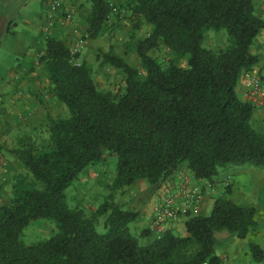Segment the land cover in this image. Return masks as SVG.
I'll return each mask as SVG.
<instances>
[{"label":"trees","instance_id":"obj_1","mask_svg":"<svg viewBox=\"0 0 264 264\" xmlns=\"http://www.w3.org/2000/svg\"><path fill=\"white\" fill-rule=\"evenodd\" d=\"M90 3L85 33L94 39L124 6ZM125 6L150 30L133 41L139 67L112 47L99 51L97 59L123 75L115 93L97 87L91 68L77 63L79 54L65 40H45L39 61L48 92L68 115L46 110L47 148L31 136L5 148L24 173L15 176L9 203H0V264H221L215 232L244 238L255 226L253 207L222 196L210 214L187 217L186 235L165 229L154 237L150 228L136 235L129 224L139 210L119 205L115 192L145 180L150 194L183 163L202 180L229 166H264V131L254 129V106L236 92L243 71L260 65L264 72V51L251 50L264 16L254 0H128ZM206 29L225 30L227 44L205 47ZM160 44L186 65L159 63L152 52ZM111 157L115 173L103 201L94 210L70 207L67 189L79 174ZM39 219L53 223L54 232L25 242L24 229ZM143 236L153 239L144 244ZM250 249L260 260V247Z\"/></svg>","mask_w":264,"mask_h":264},{"label":"crops","instance_id":"obj_2","mask_svg":"<svg viewBox=\"0 0 264 264\" xmlns=\"http://www.w3.org/2000/svg\"><path fill=\"white\" fill-rule=\"evenodd\" d=\"M46 2L47 0H0V144L4 148L0 151V198H7L8 194V202L0 201L4 204L9 203L11 198L15 176L24 170L22 164L5 148L15 146L17 138L23 134L30 135L38 126L45 128L47 109L52 111L51 114H55L57 107L65 110L63 104L48 92L47 74L44 65L39 61L45 40L49 36L70 40L73 27L85 33L86 17L91 10L90 0H62L65 7L74 6L73 20L67 24L56 23L53 29L46 30ZM263 5V0H254V7L261 14L264 12ZM60 14L56 13V17L59 18ZM262 33L264 30L251 46L255 53L262 51L256 50ZM218 45L225 46L221 43ZM81 55L84 56L83 59L90 55L89 42H85ZM259 68L260 65H256L253 70L242 72L236 92L241 99L249 100L254 106L251 118L254 129L264 131V97L251 95L245 84L250 73H258ZM262 74L264 75V72ZM88 168L82 171V175L69 188L70 194L75 190L76 195L84 198L89 194L91 186L100 183L98 175H87ZM182 173L192 175L185 163L148 195L147 205L139 209V215L133 221L135 232L139 234L142 229L151 226L158 198L164 195L170 186L182 180ZM205 181L195 177H190L189 181L190 185L201 187L204 192L198 214H210L218 196L229 198L238 205L253 207L255 210V226L244 238H239L227 230L215 232V253L221 257V264H264V166L222 168L218 175L210 180L216 182L214 191L207 189ZM135 187L136 192H140L146 190L148 184L141 180ZM134 196L136 194H131L129 199ZM116 202L119 203L117 199ZM186 219L187 217H183L175 222H166L164 227L186 235ZM152 237L143 236L142 243H149ZM250 244H255L262 250L260 260L253 257Z\"/></svg>","mask_w":264,"mask_h":264},{"label":"rangeland","instance_id":"obj_3","mask_svg":"<svg viewBox=\"0 0 264 264\" xmlns=\"http://www.w3.org/2000/svg\"><path fill=\"white\" fill-rule=\"evenodd\" d=\"M110 3L116 4L121 7L122 10L119 14L112 15L111 20L106 23L104 30L101 34L94 38L90 39L87 37L84 31L78 30L79 34H81L85 39L86 42L90 43V55L85 57L80 56L77 58V62L85 61L88 66L91 68L93 79L100 90L103 91H111L115 93L120 88L123 87V75L115 70L113 67L109 65L102 64L99 59H97L98 53L100 50H108L109 47H112L115 52L118 54H122L127 62L136 67L140 66L138 61L137 55L133 49V41L138 38H142L145 36L148 31L150 30L149 24H147L143 20H139V17H132L131 12L126 7V2L128 0H109ZM264 3V1H263ZM264 16V12L262 13ZM225 30H220L218 32L214 31L213 29H206L204 33V41L203 44L207 48H217L221 47L218 44H224L227 42ZM73 33L71 39L67 40L64 38L67 46L71 47V43L73 41ZM60 38V37H59ZM90 39V41H88ZM261 42V43H260ZM215 44L216 46H211ZM260 47V48H259ZM84 48V47H83ZM83 50V49H82ZM258 52L260 50L264 51V33L261 34V39L258 41V47L256 49ZM262 51L258 54L262 55ZM82 52V51H81ZM152 56L162 65H166L170 61H173L177 65L185 66L186 60L183 57L174 56L169 49H167L163 44L159 45L154 52H152ZM259 68L258 73L263 71ZM256 73L257 72H253ZM250 73V74H252ZM65 110H61L59 107L55 108V114H52L54 117H65L68 115V110L66 106L63 104ZM52 112V111H51ZM44 128V127H43ZM41 128L40 126L36 127L35 131H33L30 135L23 134L22 136H31L36 143L40 146L47 148L48 146V134L46 128ZM21 136V137H22ZM13 147V146H12ZM6 152V151H5ZM89 167V168H88ZM88 176L91 175H98V180L100 181L99 184L95 186H91L89 188V194H87L84 198L80 195L75 194V190L72 194L69 193V188L67 189V203L70 207H74L76 205H81L87 210H94L98 207V205L103 201L104 197L109 192V185L112 182L113 175L115 173V158L111 157L108 158L107 161L103 163H98L95 165L88 166ZM20 173H24V170ZM82 175V172L79 174V177ZM76 180L73 182L75 183ZM136 185V184H135ZM127 187L125 189L119 190L115 192V201L116 199L119 201V205L126 209L135 208L139 210L147 205L148 195L146 190H142L140 192H136L137 188L135 187ZM10 191V187H9ZM131 194H136L134 198L129 199ZM222 197V196H218ZM2 202H8V194L7 198L2 197L0 198ZM129 199V200H128ZM6 200V201H5ZM10 201V200H9ZM1 202V203H2ZM146 203V204H145ZM4 204V203H2ZM134 205V206H133ZM140 211V210H139ZM103 217L100 218L102 221ZM130 231L133 234L138 235L135 232L134 223L129 224ZM54 224L48 222V220L39 219L27 226L24 229V241L27 243L34 242L39 239L47 238L54 232ZM176 234H179L177 231H173ZM180 235V234H179ZM150 238V237H149ZM139 241H142V237H139Z\"/></svg>","mask_w":264,"mask_h":264},{"label":"built area","instance_id":"obj_4","mask_svg":"<svg viewBox=\"0 0 264 264\" xmlns=\"http://www.w3.org/2000/svg\"><path fill=\"white\" fill-rule=\"evenodd\" d=\"M74 11L73 5L65 7L62 0H47L45 29H53L56 23H70L73 20ZM58 12L61 13L59 18L56 17V13ZM73 35L70 53L80 54L86 39L79 34L75 27H73ZM245 84L251 95L264 97V83L258 74H250ZM190 177L194 176L182 173V180L175 183L174 186H170V189L158 198L154 206L153 220L149 227L154 237H159L162 234L165 230L164 225L166 222H175L183 217L198 215L199 207L204 198V192L201 187L189 184ZM215 183L210 180L205 181V185L209 191L216 189Z\"/></svg>","mask_w":264,"mask_h":264}]
</instances>
